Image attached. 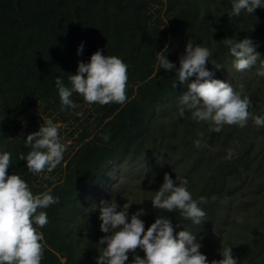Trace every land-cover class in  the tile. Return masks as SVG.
Listing matches in <instances>:
<instances>
[{"label": "trees", "instance_id": "trees-1", "mask_svg": "<svg viewBox=\"0 0 264 264\" xmlns=\"http://www.w3.org/2000/svg\"><path fill=\"white\" fill-rule=\"evenodd\" d=\"M233 2L0 0V153L11 154L8 175H19L34 195L59 199L38 209L48 218L45 227L34 225L44 237L41 264H96L105 235L99 205L112 199L121 208L132 204L129 222L143 209L145 231L164 215L176 233L196 235L208 264L222 259L225 247L238 264H264V127L249 119L244 128L212 131L180 103L195 76L180 84L176 72L187 43L206 47L212 79L249 97L253 116L264 115V77L256 74L264 61V8L231 16ZM226 38L250 39L261 58L237 71ZM98 50L127 65L126 102L88 104L73 93L79 107L64 108L56 79L71 87L78 63ZM164 57L174 70L161 68ZM49 120L59 126L66 150L52 172L34 174L19 155L31 150L26 137ZM166 173L174 181L187 179L194 200L206 198L199 205L206 213L201 224L179 210L152 207ZM127 255L125 264L144 258L139 248Z\"/></svg>", "mask_w": 264, "mask_h": 264}, {"label": "clouds", "instance_id": "clouds-1", "mask_svg": "<svg viewBox=\"0 0 264 264\" xmlns=\"http://www.w3.org/2000/svg\"><path fill=\"white\" fill-rule=\"evenodd\" d=\"M257 8H264L262 0H234L230 15L239 16L242 10L253 14ZM223 42L235 58L234 67L237 71L250 69L261 58L248 38L240 41L226 38ZM82 51L83 44L78 49V55ZM210 57V49L193 47L187 43L176 71L178 82L183 84L193 76L195 79L180 97L181 105L192 111L193 119L209 122L213 126L212 131L217 133L225 125L244 128L249 119L257 127H264V115L253 116L249 111V97L242 98L231 84L212 79L213 74L206 69ZM161 68L171 71L176 66L164 57L161 59ZM256 74L264 77V61ZM69 79L71 87H66L61 79H56L64 108L79 107L72 100L73 93L81 95L88 104H123L127 100V65L120 58L103 55L99 50L90 57L88 63L79 62L77 73L70 75ZM183 112L182 107L180 114L183 115ZM76 115L82 118L84 114L77 112ZM58 129L59 126L49 120L41 125L38 132L26 137L25 143L31 150L26 156L21 153L19 159L26 161L29 171L39 174L47 170L50 173L61 163L66 145L61 142ZM103 138L107 141L110 137L105 135ZM194 144L199 147L200 141L196 140ZM10 165L11 154L0 153V264H41L44 237L34 225L43 228L48 218L45 211L38 209L57 204L59 199L48 192L34 195L19 175L7 174ZM177 181V178L174 181L167 173L164 175L163 184L151 201L152 207L168 213L179 210L185 219H190L193 224H201L206 213L199 205L206 203V198L194 200L187 190V179L179 180L178 186ZM131 205L125 203L121 208L115 199L100 202L99 227L105 235L98 242L103 251L98 255L96 264H125L129 258L127 254L138 248L144 252V258L136 255L132 264H208L207 257L200 252L202 245L197 242L196 235L186 230L176 233L172 221L164 215H158L145 231V224L140 217L147 213L140 209L131 215L129 222ZM220 255L222 259L213 260L211 264H238L231 247H225Z\"/></svg>", "mask_w": 264, "mask_h": 264}, {"label": "rangeland", "instance_id": "rangeland-1", "mask_svg": "<svg viewBox=\"0 0 264 264\" xmlns=\"http://www.w3.org/2000/svg\"><path fill=\"white\" fill-rule=\"evenodd\" d=\"M70 144V142H68V144L67 145H69Z\"/></svg>", "mask_w": 264, "mask_h": 264}]
</instances>
